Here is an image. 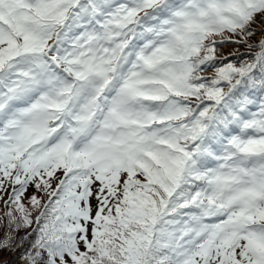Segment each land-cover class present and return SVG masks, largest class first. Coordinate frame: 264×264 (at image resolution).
<instances>
[{"label": "snow or ice", "instance_id": "obj_1", "mask_svg": "<svg viewBox=\"0 0 264 264\" xmlns=\"http://www.w3.org/2000/svg\"><path fill=\"white\" fill-rule=\"evenodd\" d=\"M260 25L264 0H0V253L264 264Z\"/></svg>", "mask_w": 264, "mask_h": 264}, {"label": "trees", "instance_id": "obj_2", "mask_svg": "<svg viewBox=\"0 0 264 264\" xmlns=\"http://www.w3.org/2000/svg\"><path fill=\"white\" fill-rule=\"evenodd\" d=\"M261 28H264V25H260ZM260 38V33L258 31L257 35L254 36L252 38L251 41H249L250 43L252 42H255L257 40H259ZM220 51L224 54H228V53H234V54H240V55H243V56H247V57H250L252 55V52L254 50H249L247 47H245L243 44H240V45H236V44H233V43H226L222 49H220ZM230 59H233L235 60L236 59V56L233 55L231 57H229ZM30 191H34V190H31ZM3 229L0 228V236L3 235ZM0 255L3 256L4 259L6 260H10L13 262V264H16V254L13 253V252H4V253H0Z\"/></svg>", "mask_w": 264, "mask_h": 264}]
</instances>
